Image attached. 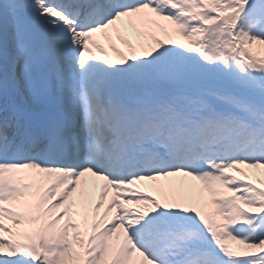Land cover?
Here are the masks:
<instances>
[{"label":"snow or ice","instance_id":"1","mask_svg":"<svg viewBox=\"0 0 264 264\" xmlns=\"http://www.w3.org/2000/svg\"><path fill=\"white\" fill-rule=\"evenodd\" d=\"M253 46L264 0H0V264H264Z\"/></svg>","mask_w":264,"mask_h":264},{"label":"rangeland","instance_id":"2","mask_svg":"<svg viewBox=\"0 0 264 264\" xmlns=\"http://www.w3.org/2000/svg\"><path fill=\"white\" fill-rule=\"evenodd\" d=\"M173 38L178 40V41H180V42L187 43V41L183 40L182 37L176 36V37H173ZM96 40L105 49V51L108 52V55L110 57H112L113 59H117L116 54L114 52H112L111 49L108 47V41L101 34H97ZM113 42L116 44L117 47H119V48H121L123 50L124 46L118 40H116L115 37H113ZM135 42H136L135 38H133V43H135ZM253 48L259 49V51L264 53V48H260L259 46H253ZM93 51H95V49H93ZM96 54L100 55L99 52H97ZM179 179L180 178H172L171 182L172 183H176V182H178ZM185 182L186 183H192V184H198V182H195V181L186 180ZM164 183H168V182H164ZM141 188L144 191H148L149 194L155 195V196H157V198H159L158 193L152 188L151 182H147V181L143 182L142 185H141ZM6 223L10 224V222H7V221H6Z\"/></svg>","mask_w":264,"mask_h":264}]
</instances>
